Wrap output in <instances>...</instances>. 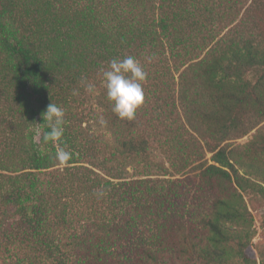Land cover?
Wrapping results in <instances>:
<instances>
[{
  "label": "trees",
  "instance_id": "trees-1",
  "mask_svg": "<svg viewBox=\"0 0 264 264\" xmlns=\"http://www.w3.org/2000/svg\"><path fill=\"white\" fill-rule=\"evenodd\" d=\"M216 1L0 0V264H257L254 233L237 227L252 221L243 193L264 186L239 150L264 171V0L245 10L248 36L220 48L195 40L224 11ZM146 47L174 60L190 135L176 152L199 156L182 178L126 177L149 153L137 118L111 111L122 134L110 145L74 111L82 75L95 83L104 63ZM51 103L66 121L55 145L43 143Z\"/></svg>",
  "mask_w": 264,
  "mask_h": 264
},
{
  "label": "rangeland",
  "instance_id": "rangeland-1",
  "mask_svg": "<svg viewBox=\"0 0 264 264\" xmlns=\"http://www.w3.org/2000/svg\"><path fill=\"white\" fill-rule=\"evenodd\" d=\"M219 1L215 2V8L218 7ZM228 1L223 0L224 11L215 12L216 16L212 22L208 23L206 28L202 27L205 33L202 34L200 30L195 32V40L198 44L202 45L204 43L202 37L206 34L214 36L213 42L209 39L206 40V44L214 48L225 47L248 36L247 28L249 24L244 21V18L245 10L250 7L252 0ZM197 20L204 23L202 17H197ZM165 53L166 51L163 49L157 51L146 47L141 50L127 51L124 56L135 57L148 74L143 85L145 100L135 116L137 118V133L135 134L147 135L149 153L128 166L126 177L129 178H141L144 174H153L157 177L162 174H170L171 178H182L189 174L199 158V156L198 158L191 157L189 161L185 162L176 152L178 144H175V138L188 139L190 135L182 128L180 110L173 105V102L175 104L173 100L175 90L177 93L178 89L175 86L178 75L172 72L174 60L171 61L170 55H165ZM105 67H107V64L104 63L102 68ZM94 84L96 85L95 95L86 93L84 89L75 92L76 104L74 111L78 113L79 118L84 119L83 128L90 130L107 144L113 145L117 138L121 137L122 132L110 119L112 110L106 99V90L101 83V78L98 77ZM101 117L107 121L106 125L100 124ZM253 133L237 140L233 144V148L246 145L252 139ZM40 136L39 133L37 136L38 141H40ZM239 151L245 156L247 164V167L241 169V171L247 173V175L249 174L248 176L251 179L257 180L264 186V171L256 174V169H259L260 163H256L251 157H248L245 150L240 149ZM185 152L188 151L185 150ZM185 155L187 158V154ZM211 156V154H207L206 159L211 158ZM243 195L251 212L252 221L250 220L251 223L237 227V229L254 233L252 246L257 264H264V194L248 190ZM249 226H251L250 229ZM234 264L246 263L237 260ZM252 264L255 263L252 262Z\"/></svg>",
  "mask_w": 264,
  "mask_h": 264
},
{
  "label": "clouds",
  "instance_id": "clouds-1",
  "mask_svg": "<svg viewBox=\"0 0 264 264\" xmlns=\"http://www.w3.org/2000/svg\"><path fill=\"white\" fill-rule=\"evenodd\" d=\"M101 83L106 90V99L111 106L112 113L120 120L132 121L135 119L138 109L145 100L144 82L147 72L141 63L133 56L123 59H111L107 67L99 72ZM80 86L90 95L96 94V85L90 82L86 75L80 78ZM44 125L47 131L43 133V143L53 145L62 141L64 135L65 111L62 107L51 103L42 113ZM100 124L106 125L107 121L100 118ZM54 159L60 164H67L72 159V153L61 147L54 155ZM95 195L103 197L105 193L97 190Z\"/></svg>",
  "mask_w": 264,
  "mask_h": 264
}]
</instances>
